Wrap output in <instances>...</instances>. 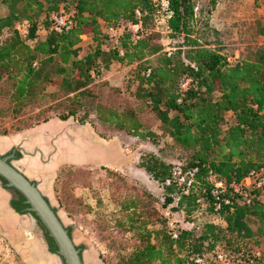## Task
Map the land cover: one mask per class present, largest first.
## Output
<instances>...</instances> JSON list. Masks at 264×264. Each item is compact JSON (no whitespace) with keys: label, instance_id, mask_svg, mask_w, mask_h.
<instances>
[{"label":"trees","instance_id":"obj_1","mask_svg":"<svg viewBox=\"0 0 264 264\" xmlns=\"http://www.w3.org/2000/svg\"><path fill=\"white\" fill-rule=\"evenodd\" d=\"M162 2L0 0L7 8V14L0 17V94L4 86L11 85L9 98L17 104L43 94L46 83L56 85L64 110L55 117L86 124L88 113L78 118V110L84 100H95L91 86L100 69L112 62L134 66L127 90L134 86L133 96L146 102L159 131L171 140V149L182 154L185 167L197 168L195 183L187 192L175 185L162 187L166 193L164 205L187 217L205 205L210 220L195 225L194 231L179 227L178 239L173 240L167 229L168 218L162 221L155 210L130 201L121 209L137 232V244L120 264H184L203 255L209 256V264H220L214 261L218 253L248 264L252 251L260 249L264 253V185L252 190L249 205L234 200L216 212L210 191L214 182H240L250 172L264 170V40L251 51L246 47L241 62L229 66L225 53L196 36L193 26L200 19L195 13V0ZM211 2L214 10L217 1ZM60 7L73 12V26L58 34L52 29L51 16ZM135 10L141 12V40L133 45L124 33L115 47L102 49L103 39L108 38L104 26L136 22ZM22 22L28 24L24 38L15 29ZM157 23L162 24L161 31ZM40 26L45 31L43 39L37 35ZM2 33L8 36L1 39ZM257 34L264 39L262 28ZM87 35L93 45L81 56L80 44ZM161 35L182 41L164 51L159 43ZM184 81L188 84L182 89ZM93 110L97 121L127 135L143 139L153 134H143L144 124L135 106L97 102ZM227 114L232 116L229 122ZM138 165L160 185L169 175L170 165L154 154L141 157ZM154 223L164 224L166 232L147 229ZM253 264H264V258Z\"/></svg>","mask_w":264,"mask_h":264},{"label":"rangeland","instance_id":"obj_2","mask_svg":"<svg viewBox=\"0 0 264 264\" xmlns=\"http://www.w3.org/2000/svg\"><path fill=\"white\" fill-rule=\"evenodd\" d=\"M157 1L163 3V0ZM211 1L195 0L198 8L195 13L200 22L193 26V30L196 31V36L201 42L215 45L228 57L234 55L241 57L246 47L249 46L251 51L264 40L257 34L260 28L264 30V0H216L214 10L212 9L214 3ZM216 8L219 11L216 12ZM6 14L7 8L0 4V17ZM161 25L156 24L158 31H161ZM223 33H225L223 37L230 43L224 42L221 36H217ZM37 35L39 39L44 38L45 31L42 26L39 27ZM7 36L8 33H2L1 39ZM103 41L102 49H112L116 46V43L109 38H104ZM181 41V38L169 40L166 35H161L159 43L163 45L164 51H167ZM92 45L87 35L80 44L81 56L85 55ZM49 67L51 69L48 70L52 72V66ZM133 70L134 66L118 62H112L108 68L100 69L99 76L95 78L91 86L95 100H84L83 107L78 110V118L85 112L88 113L87 123L91 124L100 135L109 138L117 136L125 153L124 163L118 170L103 168L75 174L69 169L67 174L68 181L79 176L85 179L82 186L73 189L80 193L79 199L69 200V204L75 202L71 206L73 209H64L59 214L65 227L74 223L77 225L76 228L71 227L70 234L74 244L82 249L83 264H120V260L132 252L137 244V232L131 227L127 212L121 209L130 201H137L140 207L147 208L149 211L155 210L157 217L162 221L164 217L168 218L176 222L181 229L194 231L195 225L200 226L210 220V212L206 210L205 205H201L198 211L189 217L170 211L168 206L164 205L165 190L143 168L139 167L140 158L149 154L156 155L169 165L177 162L184 164V160L182 154L171 149V140L159 131L158 121L146 102L135 99L134 86H130L127 90V82L131 79ZM11 91V85H7L2 88L0 94V133L6 132L9 127L25 128L37 121L60 115L64 110L63 100L56 93V85L46 83L43 94L39 93L35 99H27L17 104L9 98ZM97 102L119 104L124 108L129 105L135 106L144 124L143 134L148 135L150 132L153 133L152 136L141 139L127 135L110 124L100 123L95 118L93 110ZM231 118V114L226 115L228 122ZM64 191L65 193L73 192L67 188ZM2 196L3 193L0 198ZM7 203L5 204L8 206ZM147 229H162L166 232L165 225L158 223L149 224ZM152 241L157 242L156 238ZM41 255L37 248L30 250L29 253V256L35 257L38 264H50ZM15 264L27 263L18 257Z\"/></svg>","mask_w":264,"mask_h":264},{"label":"crops","instance_id":"obj_3","mask_svg":"<svg viewBox=\"0 0 264 264\" xmlns=\"http://www.w3.org/2000/svg\"><path fill=\"white\" fill-rule=\"evenodd\" d=\"M215 11H219L218 8ZM223 35L225 33L217 36H221L227 43L228 39ZM120 144L117 136L111 138L102 136L91 124H82L73 119L62 121L57 117L26 128L9 127L6 132L0 133V155H9L15 150V157L11 160L12 166L36 184L41 194L54 207L60 220L62 218L59 214L64 209H73L69 200L80 197V193L72 188L82 186L85 181L80 176L79 179L72 178L68 181L69 169L75 174L103 168L118 170L125 158ZM65 188L73 192L65 193ZM10 217L17 221L16 227L9 223ZM27 226L26 220L18 217L13 209L6 214L4 199L1 197L0 232L9 237L22 258L38 264L35 257L29 256V248L34 241L32 235L26 233ZM69 226L77 227L75 223ZM25 233L28 238L24 237ZM39 246L42 247L40 252L46 260H52L55 264L58 262L56 256L44 254L46 251L44 245ZM45 255H48L47 258Z\"/></svg>","mask_w":264,"mask_h":264},{"label":"built area","instance_id":"obj_4","mask_svg":"<svg viewBox=\"0 0 264 264\" xmlns=\"http://www.w3.org/2000/svg\"><path fill=\"white\" fill-rule=\"evenodd\" d=\"M134 17L136 22L121 21L117 25L104 26V32L106 36L114 41L118 42L119 38L127 33L129 35L130 42L135 45L142 38V26H141V12L135 10ZM52 29L55 33L61 34L68 31L73 26V12L67 11L60 7L57 12L51 16ZM15 29L19 36L24 38L28 33V24L26 22L17 23ZM86 36L82 37L84 40ZM120 56L123 53L120 52ZM241 62V58L237 55L227 56L226 63L229 66H234ZM35 65V64H34ZM150 71H147L149 74ZM188 84V81H184L181 84V88L184 89ZM180 102V100H178ZM197 168H186L184 164L177 162L170 165L169 175L162 182V187L177 186L180 187L183 192H187L193 187L195 183V176ZM264 185V170L252 171L249 175L240 182L232 181L226 184L222 181L214 182L213 188L210 191L211 198L213 199V210L219 211L223 206H229L235 200L240 204L249 205L252 202V190L261 189ZM234 196V197H233ZM168 233L173 240L178 239L180 228L176 222L168 220L167 222ZM264 258V253L260 249L252 251L247 263L253 264L255 261ZM215 262L220 264H240V259L235 256L227 257L224 254L218 253L214 259ZM16 260L13 257V252L1 238H0V264H15ZM184 264H209V256H194L188 262Z\"/></svg>","mask_w":264,"mask_h":264},{"label":"water","instance_id":"obj_5","mask_svg":"<svg viewBox=\"0 0 264 264\" xmlns=\"http://www.w3.org/2000/svg\"><path fill=\"white\" fill-rule=\"evenodd\" d=\"M14 157L15 150L9 155H0V179L5 182V187L14 190L24 199L28 206L27 211L41 222L48 237L55 243L57 255L63 259L64 264H83L80 250L77 249L54 207L41 194L36 184L12 166L11 160Z\"/></svg>","mask_w":264,"mask_h":264},{"label":"flooded vegetation","instance_id":"obj_6","mask_svg":"<svg viewBox=\"0 0 264 264\" xmlns=\"http://www.w3.org/2000/svg\"><path fill=\"white\" fill-rule=\"evenodd\" d=\"M0 183H1V185H0L1 189L0 190H1V193H3L2 197L4 199V203L8 202L7 203L8 206L5 204V212H6V214L9 212L10 209H13L15 211V213L18 215V217H20L21 219L26 220V222L28 224V226L26 227V229H27L26 233H30L32 235V237H31L32 241H34V243L36 244L35 245L33 243L32 246L29 249L33 250L32 247H34V249L37 248L40 251L42 247L39 246V245H44V249H46V251H44L45 252L44 254H49L51 256H56L59 259V260H56V261H58L56 264H64L63 259L57 255V247H56L55 243L51 242L52 239L48 237L47 231L45 230V228L43 227L41 222L38 220V218L34 217L33 215H32L33 216L32 217L30 215V213L27 211L28 206L24 203V201L22 203L20 202V197L21 196L17 192H15L14 190L6 188L4 181L0 180ZM32 183H34V182H32ZM1 193H0V195H1ZM30 216L32 217L31 219H30ZM10 219H11V222H9V223L16 227L15 224H17L16 223L17 221L14 218L12 219L11 217H10ZM31 220H33L32 223H31ZM66 228H67V230L69 232V235L72 238V235L70 234L71 226H68ZM19 229H21V228H19ZM26 233H25L24 237L28 238ZM0 238L8 246H10V248H11V250L13 252V257L15 258V260H17V258L20 257L27 264H35L34 262H31V261L25 259V257L22 258L19 255L17 250L12 245V241L9 239V237L5 233H1L0 232ZM54 245H55L56 249H53ZM77 249L80 250V255H81V251H82L81 247H77ZM40 254L43 255L42 252H40ZM45 256L47 258L48 255H45ZM43 257H44V255H43ZM46 261H49L48 263L52 264L51 263L52 260H46Z\"/></svg>","mask_w":264,"mask_h":264}]
</instances>
